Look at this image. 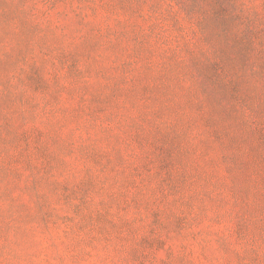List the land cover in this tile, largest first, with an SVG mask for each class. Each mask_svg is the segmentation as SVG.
<instances>
[{"label":"rangeland","instance_id":"374dc122","mask_svg":"<svg viewBox=\"0 0 264 264\" xmlns=\"http://www.w3.org/2000/svg\"><path fill=\"white\" fill-rule=\"evenodd\" d=\"M0 264H264V0H0Z\"/></svg>","mask_w":264,"mask_h":264},{"label":"trees","instance_id":"16d2710c","mask_svg":"<svg viewBox=\"0 0 264 264\" xmlns=\"http://www.w3.org/2000/svg\"><path fill=\"white\" fill-rule=\"evenodd\" d=\"M240 40H243L242 38H240Z\"/></svg>","mask_w":264,"mask_h":264}]
</instances>
